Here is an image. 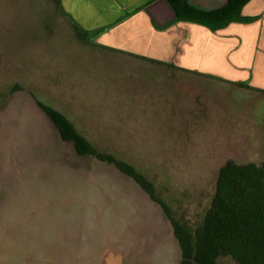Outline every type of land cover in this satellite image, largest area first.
I'll list each match as a JSON object with an SVG mask.
<instances>
[{
    "label": "rangeland",
    "instance_id": "1",
    "mask_svg": "<svg viewBox=\"0 0 264 264\" xmlns=\"http://www.w3.org/2000/svg\"><path fill=\"white\" fill-rule=\"evenodd\" d=\"M55 6L0 0V264H51L39 249L82 230L99 243L124 239L113 248L125 259L143 217L155 227L149 264H179L159 206L112 165L77 156L33 96L131 164L195 227L227 160L264 159V94L83 43Z\"/></svg>",
    "mask_w": 264,
    "mask_h": 264
},
{
    "label": "crops",
    "instance_id": "2",
    "mask_svg": "<svg viewBox=\"0 0 264 264\" xmlns=\"http://www.w3.org/2000/svg\"><path fill=\"white\" fill-rule=\"evenodd\" d=\"M183 1L196 10L209 12L224 7L229 0ZM52 2L56 5L54 13L64 18L63 23L76 25L86 33L89 44L162 63L173 67L174 72L214 78L264 94V0H249L240 9L241 20L214 29L176 20L167 0ZM86 218L79 217L82 224L88 221ZM146 221L143 217L141 225L128 232L125 259L113 248L114 244H124V239L111 237L99 243L93 232L86 234L83 230L65 240L64 246L48 245L38 253L47 254L42 257L51 264H105L102 258L107 251L121 254V264H149V238L155 227ZM162 221L166 232L173 235L163 213Z\"/></svg>",
    "mask_w": 264,
    "mask_h": 264
},
{
    "label": "trees",
    "instance_id": "3",
    "mask_svg": "<svg viewBox=\"0 0 264 264\" xmlns=\"http://www.w3.org/2000/svg\"><path fill=\"white\" fill-rule=\"evenodd\" d=\"M167 1L176 20L214 29L241 20L240 9L249 0H229L224 7L209 12L196 10L183 0ZM72 26L76 38L85 41L86 33H81L76 25ZM93 46L106 49L99 45ZM111 51L145 60L120 51ZM33 98L56 129L59 138L71 144L77 156L90 157L112 165L131 178L159 206L178 243L179 264H218L221 258L226 257L236 264H264V159L259 163L227 160L218 169L214 192L202 219L195 227L190 226L171 214L168 206L156 195L153 184L131 164L112 154L98 151L67 116L35 96Z\"/></svg>",
    "mask_w": 264,
    "mask_h": 264
},
{
    "label": "water",
    "instance_id": "4",
    "mask_svg": "<svg viewBox=\"0 0 264 264\" xmlns=\"http://www.w3.org/2000/svg\"><path fill=\"white\" fill-rule=\"evenodd\" d=\"M102 260L105 264H121L122 256L119 253H113L112 251H107L104 253Z\"/></svg>",
    "mask_w": 264,
    "mask_h": 264
}]
</instances>
